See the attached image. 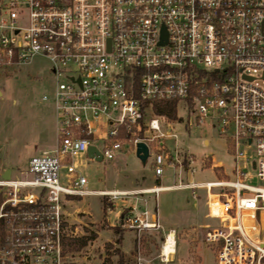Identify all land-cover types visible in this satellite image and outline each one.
I'll list each match as a JSON object with an SVG mask.
<instances>
[{
  "label": "built area",
  "instance_id": "1",
  "mask_svg": "<svg viewBox=\"0 0 264 264\" xmlns=\"http://www.w3.org/2000/svg\"><path fill=\"white\" fill-rule=\"evenodd\" d=\"M38 55L56 78L42 97L54 107L56 140L29 160L31 178L0 173V264H63V201L120 194L87 189L82 162L137 153L139 142L151 155L157 139L175 135L157 105L174 104L178 116L182 102L189 126L211 119L232 142L233 177L167 188L205 191L218 220L206 231L214 264H264V0H0V69ZM156 150L157 176L166 164L195 172L191 155L162 142ZM123 225L156 227L146 213ZM176 246L171 229L162 264Z\"/></svg>",
  "mask_w": 264,
  "mask_h": 264
},
{
  "label": "rangeland",
  "instance_id": "2",
  "mask_svg": "<svg viewBox=\"0 0 264 264\" xmlns=\"http://www.w3.org/2000/svg\"><path fill=\"white\" fill-rule=\"evenodd\" d=\"M264 86L262 80H258ZM52 64L46 57L35 56L31 62L0 69V173L11 170L12 178L29 179V160L50 149L56 140V118L51 101H43L55 88ZM189 111L184 102L179 105L177 118H162V128L171 121L174 136L157 139L145 162L135 151L125 149L113 160H87L80 168L86 175L87 189L129 188L156 185L155 155L159 143L172 154L178 151L194 159L195 172L166 164L161 183L174 185L183 182L217 181L232 178L234 158L232 142L219 134L213 120L201 125L187 124ZM208 140L204 142V140ZM252 152V149H248ZM64 172V170H63ZM253 183H257L254 180ZM195 198L191 189L169 188L152 194L147 208L156 212L161 228L138 231L137 246L125 254L126 264H162L161 245L165 233L177 232L176 252L172 264H214L215 248L206 240V231L218 225L210 218L204 190ZM140 194L112 197L100 194L73 196L63 201L66 219L63 264H118L122 241L117 230L120 216ZM73 200V201H72ZM145 207L139 206L138 213ZM84 212H83V211ZM135 216H138L137 213ZM122 236V235H121ZM84 239L86 244L73 249L70 239ZM124 248H131L134 232L124 233ZM141 258V259H140Z\"/></svg>",
  "mask_w": 264,
  "mask_h": 264
},
{
  "label": "crops",
  "instance_id": "3",
  "mask_svg": "<svg viewBox=\"0 0 264 264\" xmlns=\"http://www.w3.org/2000/svg\"><path fill=\"white\" fill-rule=\"evenodd\" d=\"M208 140H204V142H206ZM48 150V149H47ZM45 150H42L41 152H43ZM156 176V180L157 182H159L156 185H146V186H133V187H129V188H112V189H91V190H96V191H102V192H116V193H120L118 196H129V195H135V194H140L141 196L136 197V200L134 203H132L129 207H125V209L123 210L121 216H120V220H121V226L120 228L124 227L123 225V217L125 215H128L130 217H136L135 214L137 213L138 216H143L146 213V219L148 222L150 223H156V227H146V228H126L124 230L119 229L117 232L120 235L121 238V245H122V251L124 252V259H125V254H132L133 249H135V247L137 246V232L138 231H146V230H152L153 228H157L160 227L161 228V223H160V218L157 214V205L155 206L156 212L152 211L151 209H149V207L147 208L148 202L150 200H153L154 197H152V194H156L159 191H163L165 189H169L167 187L172 186V185H165L161 183V176ZM159 188L156 192L153 191L154 188ZM148 190V191H147ZM152 190V191H151ZM122 193H129L128 195H121ZM102 195V194H100ZM73 201V200H72ZM207 205V203H206ZM145 207L143 212H139L138 213V207ZM83 211V210H82ZM84 212V211H83ZM131 230L134 232V242L131 248L125 249L124 248V233L126 230ZM171 230V229H170ZM176 231V230H175ZM168 232V231H167ZM166 232V233H167ZM177 233V232H176ZM122 235V236H121ZM141 259V258H140ZM127 262H125L126 264ZM178 264V263H177Z\"/></svg>",
  "mask_w": 264,
  "mask_h": 264
},
{
  "label": "trees",
  "instance_id": "4",
  "mask_svg": "<svg viewBox=\"0 0 264 264\" xmlns=\"http://www.w3.org/2000/svg\"><path fill=\"white\" fill-rule=\"evenodd\" d=\"M156 111L158 113H166L170 118H176L177 117V110L174 104L172 103H166V104H159L156 107ZM2 200V197L0 196V202ZM118 231V230H117ZM71 245L73 246V249H78L79 247L86 244V241L82 239H70ZM121 242V238L118 239V242ZM118 264H125V259L123 253H119V261Z\"/></svg>",
  "mask_w": 264,
  "mask_h": 264
},
{
  "label": "water",
  "instance_id": "5",
  "mask_svg": "<svg viewBox=\"0 0 264 264\" xmlns=\"http://www.w3.org/2000/svg\"><path fill=\"white\" fill-rule=\"evenodd\" d=\"M94 151H96V148L94 146H91L89 148V155L92 156V154L94 153ZM136 155L141 159V161L145 162L146 159L149 157L150 153H149V148L148 145L145 142H139L138 143V149H137V153ZM102 158L99 157L98 161H101ZM3 178L4 179H10L11 178V170L10 169H6V171L3 174Z\"/></svg>",
  "mask_w": 264,
  "mask_h": 264
},
{
  "label": "bare ground",
  "instance_id": "6",
  "mask_svg": "<svg viewBox=\"0 0 264 264\" xmlns=\"http://www.w3.org/2000/svg\"><path fill=\"white\" fill-rule=\"evenodd\" d=\"M148 191V190H147ZM152 191V190H151ZM107 194L111 193V192H105ZM173 243H174V233L172 232L170 235H169V239H168V242L165 244V249H164V252L167 254L169 253L170 251H174L173 249ZM170 256V255H169Z\"/></svg>",
  "mask_w": 264,
  "mask_h": 264
}]
</instances>
